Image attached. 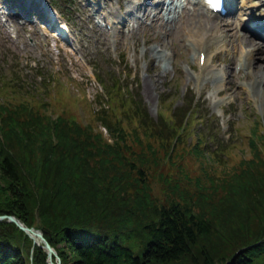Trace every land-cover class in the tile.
Listing matches in <instances>:
<instances>
[{
    "label": "trees",
    "instance_id": "1",
    "mask_svg": "<svg viewBox=\"0 0 264 264\" xmlns=\"http://www.w3.org/2000/svg\"><path fill=\"white\" fill-rule=\"evenodd\" d=\"M95 73L103 105L86 121L16 85L5 95L0 83V215L44 230L62 264H264L261 125L224 144L215 117L214 133L197 124L208 121L197 102L180 114L164 101L155 118L131 82ZM166 165L202 176L182 185L163 174ZM151 170L163 197L152 192ZM0 264L50 263L45 248L5 219Z\"/></svg>",
    "mask_w": 264,
    "mask_h": 264
},
{
    "label": "rangeland",
    "instance_id": "2",
    "mask_svg": "<svg viewBox=\"0 0 264 264\" xmlns=\"http://www.w3.org/2000/svg\"><path fill=\"white\" fill-rule=\"evenodd\" d=\"M40 1L44 0H0V83L9 87L6 88L8 93L4 90L5 95L12 93L10 85H16L15 92L34 93L58 111H72L84 117L90 115L91 109L96 110L103 105L99 94L103 96L105 90L95 70H106L120 75L123 82H131L155 118L165 108L164 101L171 104L172 109H180V114L194 101L199 104L200 114L208 119L207 123L198 122L199 127L207 124L214 133L215 117L221 125L224 144L232 132L239 136V140L242 139L240 133L248 138L250 128L257 122L261 125L260 132H264V107L251 85L253 73L238 62L231 64L233 56L242 54H235L230 40L224 43L222 38H218L210 50L214 59L212 73L208 77H213L214 71L222 81L211 78L200 85L196 79L201 68L198 52L193 54L191 51V39L198 35L193 31L202 30L204 21H209L214 14H205L198 6L188 3L184 12L186 16L182 13L177 23L162 27L152 16H144L145 22L138 25L127 13V0H59L62 4L59 3L60 10L51 6L56 12L52 19L37 15L29 18V10L37 8ZM45 1L50 5V0ZM137 1L140 5L136 10L144 13L156 0ZM119 4L123 6L120 9L122 19H129L130 23H118V31L113 33L105 15L110 17V12ZM41 8L44 15L49 14L44 6ZM234 10L238 14L239 10ZM255 11L261 13L259 7ZM90 14L94 19L89 20ZM243 17L247 19L242 20ZM250 18L247 14L233 16L235 33L230 35L236 37L238 33L245 32L253 36L246 23L262 17ZM57 19L68 28V40L60 37L56 27L52 26ZM228 31L225 29V33ZM156 46L165 52L163 58L152 53ZM261 55L264 51L254 48L256 64L264 62ZM188 71L193 74L190 78L187 77ZM218 85L220 88L216 90ZM66 93L78 100L73 102ZM104 131L107 135L106 128ZM186 140L189 145L194 139L188 135ZM209 146L214 149L217 144L211 141ZM149 173L153 194L163 197L167 189L159 179V172L151 170ZM163 174L180 180L182 185L194 184L197 177L202 176L199 171L185 172L168 165L163 168Z\"/></svg>",
    "mask_w": 264,
    "mask_h": 264
},
{
    "label": "bare ground",
    "instance_id": "3",
    "mask_svg": "<svg viewBox=\"0 0 264 264\" xmlns=\"http://www.w3.org/2000/svg\"><path fill=\"white\" fill-rule=\"evenodd\" d=\"M194 2V0H192ZM246 0H229L231 3V7L235 6L239 9H242V14L244 12H247L248 15H252V10L254 6H259L260 8H263L261 10V13H255V16H250V19H254V17H262V20L264 22V0H252L250 3L251 5H247ZM156 3H154L155 10L152 12V9L145 13H138V11H135L140 3L136 0H127L126 5L128 8H130L129 13L131 16V19L134 20L138 25H141L145 22L144 16H152L155 21L158 22L159 25L164 27L165 25L169 23H177V19L180 18L181 13L184 14L185 9L187 8V2L185 0H156ZM120 3V2H119ZM200 7L204 8V2L203 0H200V2H195ZM236 4V5H235ZM87 8V7H86ZM251 8V9H250ZM255 8V7H254ZM248 9V10H247ZM250 9V10H249ZM207 12V11H206ZM203 13V12H202ZM205 13V12H204ZM51 16L53 14L50 12ZM199 12L195 15V20L197 19ZM206 14V13H205ZM110 17L107 16V22L111 25V28L113 30V33H116L118 31V24L117 21H122V16L119 12V7L114 8L110 12ZM185 15V14H184ZM186 16V15H185ZM89 20L94 19L93 15L88 16ZM247 17H243L242 20H246ZM259 18H255L254 21H248L246 23V26L250 29L249 31L252 32V35H249L245 32H240L236 35V37H232L235 33V21L233 20V16H222L217 15L210 17L209 21H204L203 29L202 30H194V33H197L198 35L193 36L191 39V51L193 54L195 52H198L199 54V61L200 56L202 53H206V58L204 61V64L200 66V72L197 74V77L200 79L199 84L204 85V83L207 80H210L211 78L221 82L222 77L219 74H214L213 71V77L209 76V74L212 73L211 70V63L214 57L211 56L210 50L213 46L214 42H217L218 38H222L221 40L226 43L229 42L232 43L233 48L235 49V54H239L241 56H233L231 59V64L234 63H240L242 65H245V67L253 73V79L251 82L252 87L254 88L255 94L261 97V105L264 107V62L256 64V61L253 59V50L254 48L260 49L264 51V44L262 43V40L264 41V23L259 24L260 22ZM57 24V30L62 31L65 30V36H70L69 31L65 28L66 26L63 25L58 19L55 21ZM124 23H130V20L123 21ZM235 22V23H234ZM225 29H228L229 31L225 33ZM231 33V35H230ZM230 36V39H227V37ZM258 37V38H257ZM256 38V39H255ZM258 39V40H257ZM261 41H260V40ZM156 46L152 53L154 52V56L158 58H163L165 56V52H163L161 49ZM264 55H261L263 57ZM153 57V56H152ZM201 64V62H200ZM167 68V64H166ZM189 71L187 72V77L190 78ZM193 75V74H192ZM191 75V76H192ZM232 76V74H231ZM219 85L216 87V90H219ZM23 222V221H22ZM15 223V222H14ZM24 223V222H23ZM25 224V223H24ZM22 229V228H21ZM38 229V228H37ZM23 230V229H22ZM41 230V229H40Z\"/></svg>",
    "mask_w": 264,
    "mask_h": 264
},
{
    "label": "water",
    "instance_id": "4",
    "mask_svg": "<svg viewBox=\"0 0 264 264\" xmlns=\"http://www.w3.org/2000/svg\"><path fill=\"white\" fill-rule=\"evenodd\" d=\"M5 219L15 222L20 228L26 231L30 235V237H32V239L34 240V244L40 245L45 248L48 252V260L50 264H62L60 255L46 238V232L44 230L27 226L22 222V220H20V218L15 215L1 214L0 221ZM54 257L56 258V260H54Z\"/></svg>",
    "mask_w": 264,
    "mask_h": 264
}]
</instances>
